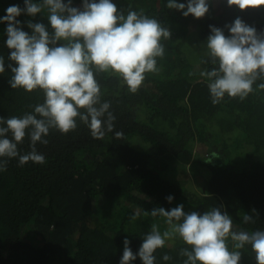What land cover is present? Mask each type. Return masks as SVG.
<instances>
[{
  "label": "trees",
  "instance_id": "16d2710c",
  "mask_svg": "<svg viewBox=\"0 0 264 264\" xmlns=\"http://www.w3.org/2000/svg\"><path fill=\"white\" fill-rule=\"evenodd\" d=\"M116 3L125 11L143 9L171 29L163 41L165 55L158 58L160 71L147 73L135 93L116 75L99 73L103 99L111 101L122 138L106 132L94 139L80 123L67 134L53 129L48 144L38 143L46 163L21 166L17 158L9 160L0 172V264H118L125 236L136 251L153 223L166 225L162 217L150 215L157 206L183 203L185 211L203 212L224 205L235 223L247 213L254 222L243 227L264 228V89L213 104L199 75V69L212 67L203 47L209 25L224 28L239 16L264 31V5L240 9L227 0H211L208 12L197 18L167 8L166 0ZM12 4L23 7V0H0V15ZM17 18L29 32L28 20L49 24L45 12ZM5 27L0 23V54L5 56L0 115L12 116L30 111L43 93L11 88L8 64L15 61L8 59ZM186 48L192 49V59ZM20 148L30 150L27 137ZM212 152L216 156L207 160ZM168 194L173 201L165 199ZM136 208L142 215L132 221ZM182 246L175 240L157 249V264H180ZM240 251V264H257L250 246ZM164 253L172 260L163 261ZM133 264L142 262L137 257Z\"/></svg>",
  "mask_w": 264,
  "mask_h": 264
},
{
  "label": "clouds",
  "instance_id": "9594fccd",
  "mask_svg": "<svg viewBox=\"0 0 264 264\" xmlns=\"http://www.w3.org/2000/svg\"><path fill=\"white\" fill-rule=\"evenodd\" d=\"M211 0H166L167 8L183 10L182 15L204 16ZM240 9L264 5V0H227ZM45 12L49 24L28 20L31 31L24 30L19 17L22 13L35 16ZM0 23L6 22V46L11 49L8 64L12 75L11 88L43 93L42 102L30 105L31 110L20 115H0V172L7 169L11 158L19 165L32 161L46 163V156L37 145L48 144L51 130L63 134L83 123L94 139L106 132L123 137L115 130L117 119L111 101L103 99L99 73L116 75L128 91L135 93L142 86L147 73L160 71L158 58L165 55L164 40L171 37V29L157 16L128 6L118 8L116 0H23L9 5ZM49 26L51 31L49 30ZM210 33L203 47L212 67L199 69L207 83L211 101L218 104L225 97L245 99L256 88L264 89V31L249 25L239 16L224 28L209 25ZM60 42V43H58ZM5 72V56L0 54V73ZM260 80V83H256ZM255 85V87H254ZM115 130V131H114ZM25 137L29 151L20 145ZM216 156L215 152L210 154ZM165 199L174 200L173 194ZM136 208L130 219L141 217ZM148 214V212H144ZM152 217H162L167 228L161 231L153 223L144 233L138 250L133 251L130 239L123 238V252L118 264H157V249L170 241H182L178 255L180 264H240V249L250 246L257 264H264V228L248 229L242 225L254 222L247 213L242 223L234 222L224 205L211 206L206 211H185L184 204L150 210ZM163 261L172 257L164 253Z\"/></svg>",
  "mask_w": 264,
  "mask_h": 264
},
{
  "label": "rangeland",
  "instance_id": "374dc122",
  "mask_svg": "<svg viewBox=\"0 0 264 264\" xmlns=\"http://www.w3.org/2000/svg\"><path fill=\"white\" fill-rule=\"evenodd\" d=\"M190 34L193 35L192 32H191ZM184 51H185V54L188 56L187 58L192 59V54H191L192 49H190V48H186V49H184ZM132 143H134L135 146L140 145V142H138V141H134V142H132ZM160 226L163 227L161 231H163V230H165V229L167 228V225H160ZM170 242H171V241H170ZM170 242H169V243H170Z\"/></svg>",
  "mask_w": 264,
  "mask_h": 264
}]
</instances>
